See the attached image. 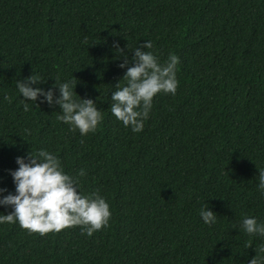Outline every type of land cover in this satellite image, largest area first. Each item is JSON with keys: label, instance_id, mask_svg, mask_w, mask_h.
<instances>
[{"label": "trees", "instance_id": "trees-1", "mask_svg": "<svg viewBox=\"0 0 264 264\" xmlns=\"http://www.w3.org/2000/svg\"><path fill=\"white\" fill-rule=\"evenodd\" d=\"M144 40L161 63L179 57L178 87L153 97L133 133L108 109L125 82L112 45L131 57L125 46ZM32 73L45 89L75 79L76 94L103 110L96 130H70L39 98L25 110L15 83ZM41 148L70 175L85 169L79 190L105 198L108 226L41 235L0 223V264H247L264 255V236L240 227L245 215L264 221V0H0V188L14 191L15 157ZM204 203L215 225L202 222Z\"/></svg>", "mask_w": 264, "mask_h": 264}, {"label": "clouds", "instance_id": "clouds-1", "mask_svg": "<svg viewBox=\"0 0 264 264\" xmlns=\"http://www.w3.org/2000/svg\"><path fill=\"white\" fill-rule=\"evenodd\" d=\"M112 47L120 59L118 67L125 69L122 76L125 82L116 84L108 109L124 127L138 133L148 119L153 97L157 93L176 94L179 57L170 52L165 62H159L153 51L146 50L153 48L151 40H144L142 45L131 49L125 46L131 51V57L118 43L114 42ZM75 81L57 83L54 80L45 89L39 86L45 79L32 73L23 80H16L15 86L25 110L29 101L35 105L38 98L50 107L57 105L60 109L57 119L85 136L96 130L103 110L93 99L76 94ZM15 164L14 170H8L14 191L0 188V206L11 208L6 214L0 213V223L15 222L29 233L41 235L75 225L83 226L81 231L91 235L108 226L111 211L105 198L97 192L82 194L79 190L78 178L86 174L84 168L70 175L64 171L58 156L43 148L35 155L28 152L24 157H15ZM258 177L257 188L264 197V168L259 169ZM199 216L205 225H215L218 218L207 203L201 205ZM240 227L249 236H264V221L256 216H243ZM259 251L264 253V244L259 246ZM247 264H264V255L255 254Z\"/></svg>", "mask_w": 264, "mask_h": 264}]
</instances>
